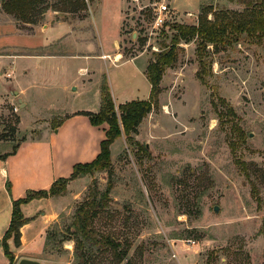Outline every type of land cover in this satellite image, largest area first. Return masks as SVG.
I'll return each mask as SVG.
<instances>
[{
	"label": "rangeland",
	"instance_id": "1",
	"mask_svg": "<svg viewBox=\"0 0 264 264\" xmlns=\"http://www.w3.org/2000/svg\"><path fill=\"white\" fill-rule=\"evenodd\" d=\"M82 1L87 5L83 11ZM171 1L164 26L153 30L150 13L131 0H44L31 11L35 23L29 24L5 13L0 0V157L27 140L13 159L0 158L8 176L3 181L0 169L1 206L12 194L10 184L19 189L38 185L35 160L44 145L61 155L91 146L95 136L81 113L99 112L101 85L107 82L117 104L148 99L139 69L167 50L162 47H169L174 26H196L205 7L241 13L264 5V0H251L250 6V0H202L196 11L182 13L172 9ZM43 7L68 13L64 17L87 45L78 46L71 38L69 45L47 48L67 32L46 31L56 20L40 15ZM38 31L43 34L37 36ZM118 31V47L98 60L101 49L111 51ZM198 44L194 38L176 46L177 59L163 71L157 106L132 141L123 136L113 143L108 172L79 176L61 199L33 208L31 236L43 225L42 213L59 217L44 233L42 248L30 252L31 260L74 264V212L91 187L101 193L110 185L109 202L92 228L97 238L111 237L127 253L118 263L107 249L92 248L95 264H264V40L241 36L223 49L208 45L203 52ZM30 47L37 54L62 47L91 57L36 64L5 58ZM200 61L203 81L197 77ZM24 67L29 70L23 79L29 85L26 93L11 72ZM72 113L82 121L69 122L57 136L55 128ZM18 261L14 256L13 264Z\"/></svg>",
	"mask_w": 264,
	"mask_h": 264
},
{
	"label": "trees",
	"instance_id": "2",
	"mask_svg": "<svg viewBox=\"0 0 264 264\" xmlns=\"http://www.w3.org/2000/svg\"><path fill=\"white\" fill-rule=\"evenodd\" d=\"M44 0H4L1 7L9 15H13L24 23H35L31 11L40 5ZM250 0L246 6L252 5ZM44 4V3H43ZM86 3L82 1V9H86ZM48 7L40 9L39 14L43 15ZM53 10V9H52ZM59 11V10H58ZM211 15L212 19H208ZM176 32L170 45L163 46L161 53L155 54L156 58L152 60L145 69V76L150 84L149 97L145 101H130L123 104H115L107 82L100 86V109L96 114L81 113L88 117L92 126L98 127L107 124L108 129L105 132V138L100 143V152L97 157L90 163L77 164L73 167L72 173L67 178H59L54 181L48 190L27 191L23 198L12 201V210L10 223L5 231L0 246L4 256L8 259L9 264H13L14 256L9 251L8 240L12 239L16 248L20 246V229L28 220L24 218L21 206L28 204L33 200L48 199L64 195L69 182L77 179L81 175L91 174L92 171H106L111 169L110 146L121 136H125L128 141H132V136L136 135L137 128L141 121L157 106V98L160 94V82L162 80L165 68H170L176 62V46L181 42L188 43L194 38L199 42V52L205 51L208 45L217 50L238 41L239 37L258 41L264 40V5L262 7L245 9L244 12H212V8H203L198 16L197 25H176ZM169 48V49H168ZM201 63V71L197 72L199 80L203 81L206 74L203 72L204 64ZM56 129V128H55ZM18 147L13 148L12 152L7 153L0 158H6L13 155ZM145 150V149H144ZM111 186L108 185L104 192H99L95 186L91 187L84 204L77 207L74 212L72 222V235L74 238V264H95L91 255V249L100 247L108 250L121 263L127 250H119L117 241L111 237L97 238L93 232V220L101 214L109 202V191ZM127 264H130L129 262Z\"/></svg>",
	"mask_w": 264,
	"mask_h": 264
},
{
	"label": "crops",
	"instance_id": "3",
	"mask_svg": "<svg viewBox=\"0 0 264 264\" xmlns=\"http://www.w3.org/2000/svg\"><path fill=\"white\" fill-rule=\"evenodd\" d=\"M171 5H172V9L176 12H182V13H192L194 11H196L199 6L201 5L202 0H182L180 1V3H182V5H178L176 0H172L171 1ZM179 2V1H178ZM121 10H122V1H121ZM121 10H120V26L122 24V15H121ZM68 13L65 12H60L58 10H49L46 13L43 14V17L45 18H50L52 20H56L55 23L53 25H48L46 26L47 30L48 29H53V28H62L64 29V31H66L67 33L60 39L58 40H53L52 42L49 43L47 48L50 47H56L59 46L60 44L63 46H66V44L69 45L68 40L74 41L75 44L79 45H87L85 42H83L82 40H79L78 37H76L77 35H79L81 33V31L77 30L74 31L71 28V20H68L66 17H64L65 15H67ZM119 31H120V27H119ZM118 31V37L117 40H115V44L111 47V51L110 52H104V50L101 49V53L97 56H95L98 60H105L102 59V56H106L107 53H113V51L118 47V43L120 40V34ZM47 33V32H46ZM43 33H36V35H42ZM46 35V34H45ZM35 36V35H33ZM134 35H131V38L134 39ZM57 45V46H55ZM62 47L59 48L58 47V52L56 51V53H49V54H37L35 51H30V49H34L33 47L27 48L29 51L27 52H23L21 54H18L16 56H11V55H6L5 58L6 59H10L11 60H24V59H28V60H32L34 64H36L37 61H42V59H46L47 61H55L58 59H63V58H90L91 56L89 55H85L82 53H67L64 52V49L62 51ZM36 48V47H35ZM40 48V47H39ZM42 48V47H41ZM25 49V48H24ZM54 49V48H53ZM127 61H133V60H127ZM126 61V62H127ZM120 64V63H119ZM118 64H114V66H117ZM143 69L140 70V76L143 78L144 82L148 84V90L150 93V84L145 76V67L146 64H143ZM82 70H87L86 68H79L78 71L81 72ZM14 76L16 75L17 77H15V83H17V85L20 88V92L22 93H26L29 90V85L28 83H26L23 79L25 76H27L29 74V70L26 69V67L22 68V70L16 71L13 70L11 71ZM19 74V76H18ZM112 99L114 101L115 104L116 100L114 99L113 95ZM149 97V94H148ZM24 100V98H23ZM28 101H25V105L28 107ZM126 103V102H125ZM119 104H123V103H119ZM99 109H100V105H99ZM76 113H72L70 115H67L65 118H67L64 121H61V123L58 125V127L55 129V134L58 136L61 132V129L64 128L66 126V124H68L71 121H76L80 120L82 121V119H79L77 116L75 115ZM87 120V119H86ZM85 122V120H83ZM88 124L89 126H87L89 128L90 131H92V133L94 134V141H92L91 146L89 148L85 147L80 153L76 152L75 155L72 154H59L58 150L56 149H52L51 147H48L46 145L43 146L42 148V153L40 155H38L36 157V160L39 164V170L37 172V175L39 177L38 179V185H26L24 187H22L21 189H19L18 187H16L15 183L10 184L9 189L10 191H12V194L10 196V198H7L5 196V198L3 199L4 204L3 206L0 205V242L1 239L5 233V231L7 230L9 223H10V218H11V210H12V201L14 200H18L20 198H23L25 196V193L27 190H33V191H39V190H48L49 187L51 186V184L56 181L59 178H67L71 175L72 173V169L75 165L77 164H86V163H90L92 162L97 155L100 152V143L104 140L105 138V132L108 129L107 124H102L101 126L98 127H92L89 123L88 120ZM141 124V123H140ZM123 136H121L120 140H122ZM118 139H116L115 141H117ZM27 141V140H26ZM26 141L21 142L18 146V150H21L23 147H25L26 145ZM114 141V142H115ZM88 143V141L86 140V144ZM113 144L110 146V158H111V148H112ZM16 155L13 156H9L5 162H7L9 159H13ZM48 157H50V162L48 160ZM1 169V173L3 177V181H5L6 179H8L7 173L4 171V168H0ZM75 181H72V183L70 184H74ZM5 184V189H7V183ZM70 184H68V186H70ZM5 194V193H4ZM63 196H58V197H51L48 199H40V200H33L31 202H29L28 204L22 205L21 206V211L22 214L24 216L25 219L28 220V222L21 227L20 229V247L16 248L13 244V240L10 239L8 240V246L11 250V252H13L14 256H15V260H21L23 258L25 259H33L32 256H30V252H34V250H39L40 248H42L43 246V240H44V233L46 232V230L48 229V227H50L51 224H53L54 222L57 221L59 215L58 214H44L42 213L41 215L43 216L42 220V227L40 228V230H38L36 232V234H34L33 236H31L32 230L34 227H32V224L35 222V218L36 215L32 214L33 208L34 207H38L40 204L42 203H51L54 199H61ZM37 245H34L33 247H30V245L32 243H35ZM23 250H28L27 253L24 254H19V252L23 251ZM40 261V260H39ZM0 264H9L8 259L4 256V253L2 251V248L0 247Z\"/></svg>",
	"mask_w": 264,
	"mask_h": 264
},
{
	"label": "built area",
	"instance_id": "4",
	"mask_svg": "<svg viewBox=\"0 0 264 264\" xmlns=\"http://www.w3.org/2000/svg\"><path fill=\"white\" fill-rule=\"evenodd\" d=\"M138 6L140 11L146 10L151 15V28L157 30L164 26L165 20L170 14L169 0H131ZM190 15V14H189ZM153 50L156 51L155 48ZM107 56H102L106 59Z\"/></svg>",
	"mask_w": 264,
	"mask_h": 264
},
{
	"label": "water",
	"instance_id": "5",
	"mask_svg": "<svg viewBox=\"0 0 264 264\" xmlns=\"http://www.w3.org/2000/svg\"><path fill=\"white\" fill-rule=\"evenodd\" d=\"M18 102L20 103V105H24L22 103L21 99H18ZM81 176H83V175H81ZM217 210H218L217 207H215L214 208V212H217ZM17 264H42V263H40L38 261H35V260H30V259L23 258V259L19 260Z\"/></svg>",
	"mask_w": 264,
	"mask_h": 264
},
{
	"label": "bare ground",
	"instance_id": "6",
	"mask_svg": "<svg viewBox=\"0 0 264 264\" xmlns=\"http://www.w3.org/2000/svg\"><path fill=\"white\" fill-rule=\"evenodd\" d=\"M118 58H119V55L116 56V59H118Z\"/></svg>",
	"mask_w": 264,
	"mask_h": 264
}]
</instances>
